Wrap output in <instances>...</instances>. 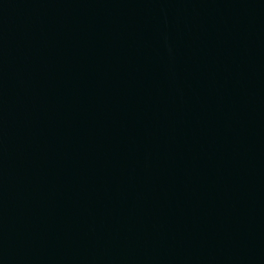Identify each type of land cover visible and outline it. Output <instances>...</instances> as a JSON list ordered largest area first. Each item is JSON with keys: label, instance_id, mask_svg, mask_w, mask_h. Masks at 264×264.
<instances>
[{"label": "water", "instance_id": "1", "mask_svg": "<svg viewBox=\"0 0 264 264\" xmlns=\"http://www.w3.org/2000/svg\"><path fill=\"white\" fill-rule=\"evenodd\" d=\"M0 264H264V0H0Z\"/></svg>", "mask_w": 264, "mask_h": 264}]
</instances>
